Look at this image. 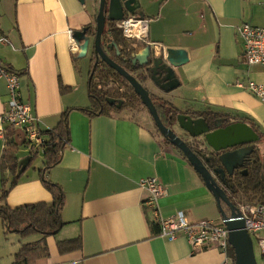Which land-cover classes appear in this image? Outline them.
I'll return each mask as SVG.
<instances>
[{
    "label": "crops",
    "instance_id": "1",
    "mask_svg": "<svg viewBox=\"0 0 264 264\" xmlns=\"http://www.w3.org/2000/svg\"><path fill=\"white\" fill-rule=\"evenodd\" d=\"M91 1L90 7L79 0H0V60L20 74V92L39 117L38 128L56 127L62 113L70 110V141L60 163L48 173L65 193L66 225L46 238L50 255L36 264H234L235 257L216 245L195 248L183 232L172 240L159 235L160 226L147 203L150 193L139 185L145 177H158L166 186L167 194L159 199L163 217L182 212L191 223L211 220L219 225L223 217L202 176L156 134L151 114L83 110L91 102L78 94L81 58L71 49L69 30L74 36L91 26ZM139 1L148 21V38L141 40L161 43V53L167 50V56L169 49L177 50L180 85L166 91L174 112L186 114L189 126L198 130L205 118L187 112H223L264 130V102L245 88L249 80L264 83V70L247 64L239 37L243 23L264 25V0ZM3 24L7 31H2ZM176 91L179 98H171ZM9 100L6 80L0 78V114ZM3 151L0 140V160ZM20 152V157L29 155L27 150ZM28 170L29 166L9 194L13 208L53 200L40 169ZM1 182L0 168V187ZM228 209L224 208L229 214ZM79 236L80 249L59 251V239ZM41 238L7 233L0 219V264H13L25 243Z\"/></svg>",
    "mask_w": 264,
    "mask_h": 264
},
{
    "label": "trees",
    "instance_id": "2",
    "mask_svg": "<svg viewBox=\"0 0 264 264\" xmlns=\"http://www.w3.org/2000/svg\"><path fill=\"white\" fill-rule=\"evenodd\" d=\"M98 12L95 17H97ZM129 17L131 16L127 18ZM85 28H87V34L89 36L95 37L96 29H92L91 26H86ZM101 45L106 54L113 61L121 65L137 79L141 76L145 77V79H149L151 65L140 66L134 65L132 62L133 56L144 49L148 44L139 38H129L125 36L123 28H120L116 21H107L101 39ZM91 47L92 55L95 57L93 43ZM94 66L95 61L89 70V78ZM88 92L91 106L87 109H83L88 114L120 113L129 108L138 109L141 107L148 110L130 82L102 60L96 66L95 72L88 83ZM151 97L158 109L162 121L169 127L173 126L177 121V112H174V105L170 101L153 94H151ZM69 112L70 110H66L62 113L56 127L42 131L45 136L44 152L36 150L29 153L31 161H33L37 155L43 154L44 168L39 172L44 186L53 195L52 202H38L15 208L9 205V194L21 181L22 174H19V159L21 157L18 154L20 146L16 139L18 129H10L7 136L8 147L3 151L0 160L2 172L0 187V219L3 221L7 233L16 232L22 237H28L33 234L42 235V238L38 241L25 243L21 250L15 255L13 264H36L38 259L49 256L50 251L46 238L48 236L57 235L66 225V222L62 218L65 193L59 184L49 180L48 173L54 166L60 163L62 152L70 141ZM187 113L205 119L209 117L220 118L223 119L226 124L241 120L238 116L211 110L197 112L189 111ZM155 126L157 131L162 135L164 142L171 144L170 140L164 137L156 124ZM252 126L260 134L258 128L254 125ZM24 146H26V143ZM193 148L199 156L203 158L208 167H210L208 158L212 161L213 166L218 167L221 165L218 153H216L214 157H211L205 149L197 148L196 146H193ZM179 151L183 154L181 150ZM232 183V195H229L231 200L234 194L239 193L248 197V199L255 203H264V158L254 169L249 170L245 168L243 171H238L236 175L233 176ZM57 246L61 253H68L80 249L82 247V239L80 236L70 239H59L57 241ZM228 255L232 258L235 257L232 246L229 248Z\"/></svg>",
    "mask_w": 264,
    "mask_h": 264
},
{
    "label": "water",
    "instance_id": "3",
    "mask_svg": "<svg viewBox=\"0 0 264 264\" xmlns=\"http://www.w3.org/2000/svg\"><path fill=\"white\" fill-rule=\"evenodd\" d=\"M82 4L86 3V0H79ZM141 4L139 0H100L99 12L96 17V35L92 40L91 36L87 34V28H83L82 31L74 34L75 40L79 43V57H85L90 49V46L94 45L95 55L97 60L95 62L94 69L89 78L91 80L95 68L101 59L109 66L118 71L124 76L130 84L134 87L137 94L141 97L143 104L148 108L155 124L161 131V133L170 140L171 144L181 150L187 160L193 165L195 170L202 176L207 187L213 193L218 207L222 213L223 223L229 229V242L234 249L235 263L234 264H257L256 254L254 250V242L247 231L244 219L238 213L237 205L231 201L227 191L218 183L215 174L222 172L223 175L228 172L233 175L236 168L242 166L245 158L251 152L254 151L253 146H247L240 149L229 150L222 153L219 156L222 164L221 169L211 170L206 162L199 156L194 150L193 146L205 149V145L212 148L215 152H220L227 149H232L237 146L256 143L261 140L260 134L245 121H237L229 123L223 126L221 123H216L214 128L212 123L204 119L203 125L198 130L189 126L191 121L186 114L181 113L177 115V122L180 127L188 132L191 137L203 139L199 145L189 144L182 138L173 128L167 126L161 119L158 109L151 97V93L148 89L131 73H129L121 65L113 61L104 51L101 45V39L106 28L107 21H121L128 16H135L144 18L139 10ZM138 15V16H137ZM177 50L169 49L168 56L167 50L163 53L156 54L154 48L148 44L144 49L135 54L132 58L134 65L150 66L153 62L152 70L154 75L152 79H155L156 75L164 82L163 89L165 91L173 90L180 85L179 78L176 73V66L180 63L175 61L174 53ZM168 86V87H167ZM199 127V126H198ZM19 146H23L26 142V135L22 129H18L16 135ZM31 163V156L26 155L19 159V174H23L29 164ZM224 205L230 209V213H226Z\"/></svg>",
    "mask_w": 264,
    "mask_h": 264
},
{
    "label": "built area",
    "instance_id": "4",
    "mask_svg": "<svg viewBox=\"0 0 264 264\" xmlns=\"http://www.w3.org/2000/svg\"><path fill=\"white\" fill-rule=\"evenodd\" d=\"M132 23H138L139 32H129ZM117 25L123 28L125 36L147 40L148 21L145 18L129 17L118 21ZM71 49L74 52L80 50L79 43L73 36V30H69ZM239 37L244 44V58L249 66H259L264 70V25L255 26L243 23L239 27ZM156 54L163 48L161 43L148 41ZM0 78H4L10 95L8 107L0 114V140L3 141V150L8 147V134L10 129H22L26 135V148L29 153L36 150L44 152L45 136L38 128L39 117L33 113L32 106L26 102L20 92V74L6 66L0 60ZM241 86L243 84H240ZM244 86V85H243ZM245 88L255 97L264 102V83L249 80ZM139 185L147 189L150 198L147 203L153 208V215L160 226L159 235L169 239H175L181 232L185 233L189 242L195 247L205 244L216 245L220 250L229 253V229L223 223L215 224L211 220H202L197 223L189 222L182 212L175 216L165 218L159 207V199L167 194L166 186L155 176L142 178ZM238 213L245 221L247 231L253 242L258 241L261 250V258L257 264H264V203H239ZM235 261V260H234Z\"/></svg>",
    "mask_w": 264,
    "mask_h": 264
},
{
    "label": "rangeland",
    "instance_id": "5",
    "mask_svg": "<svg viewBox=\"0 0 264 264\" xmlns=\"http://www.w3.org/2000/svg\"><path fill=\"white\" fill-rule=\"evenodd\" d=\"M87 1V4L91 7V4L92 1L91 0H86ZM99 5H100V0H94V5H93V13H94V16H93V22L91 23V27L92 29H96V13L98 12V8H99ZM3 27L4 29H2V31H7V29H5V25L3 24ZM94 37V36H92ZM8 41L9 39L6 38ZM95 61V57L92 55V47L90 46V49H89V52L88 54L85 56V57H82L81 60H80V68H81V83H82V88L80 89V92L78 93L80 96L82 95L84 97V100L86 101H89L90 98H89V92H88V81H89V69L92 67L93 63ZM140 80V82L146 87V89L149 90V92L157 97H160V98H163V99H168L170 100L168 97V93L165 92V91H162V90H159L155 84L153 83V80H150V79H145V77L141 76L138 78ZM179 98V94L178 92H173L172 93V96L171 98ZM180 104V103H179ZM126 110H130L129 112L133 113L134 111H144L146 113H149V111L144 108V107H141V108H138V109H134V108H129V109H126ZM168 112V111H167ZM150 114V113H149ZM151 116V115H150ZM151 119H152V116H151ZM175 126H172L174 127V129L177 131V133L182 137L184 138L186 141H189L192 145L196 144V145H199V144H203L202 141L203 139H199V138H193L191 136H188V135H184V133L182 132V128L180 127L179 125V122H175ZM152 127L154 128V131L156 132V134L158 136H161L162 135L157 131L156 129V126H155V123L152 119ZM185 131V130H183ZM259 132H260V136L262 137V139L258 142H256L257 144V147L259 149V154H261L263 157H264V130H260L259 129ZM163 138V137H162ZM205 145V143H204ZM25 150H27V148L23 145V146H20V154L23 155L25 154ZM35 167H38V169L41 170L42 167H44V163H43V158L41 155H37L36 158L33 159V161L29 164V170L28 172H33L35 171L34 168ZM232 200L234 201V203H236V205H238L239 203H255L254 201L248 199V197L244 196L243 194H234L232 197ZM224 208L227 209V207H225L224 205ZM229 210V209H228ZM227 211V210H226ZM230 213V211H229ZM254 250H255V254H256V261L258 262V260H260L261 258V250L258 246V241L255 240L254 241Z\"/></svg>",
    "mask_w": 264,
    "mask_h": 264
},
{
    "label": "flooded vegetation",
    "instance_id": "6",
    "mask_svg": "<svg viewBox=\"0 0 264 264\" xmlns=\"http://www.w3.org/2000/svg\"><path fill=\"white\" fill-rule=\"evenodd\" d=\"M92 37V36H91ZM92 40L94 39V37L91 38ZM97 60V57L95 55V62ZM101 61V59L99 60V62ZM98 62V63H99ZM98 65V64H97ZM153 62L151 64V69L149 70L150 73H149V79L150 80H153V83L155 84V86L159 89V90H162V91H165L163 88V85H164V82L161 81L159 78H158V75H156L155 79H152L153 78V75H154V71L152 70V67H153ZM168 87V86H167ZM166 92V91H165ZM212 111V110H211ZM178 115V114H177ZM177 120V119H176ZM207 121L211 122L213 127L215 128L216 127V123H221L223 126L227 125L225 123V121L223 119H220V118H216V117H209V118H206ZM177 122V121H176ZM176 124H174L173 126H175ZM172 127V126H171ZM174 129V127H173ZM187 134V133H186ZM262 139V137H261ZM247 146H253L254 147V151L251 152L249 155H247V157L245 158L244 160V163L242 166H239L238 168L235 169L233 175H230L228 172H226L225 175L222 174V172H219L217 175L215 174L216 178H217V181L218 183L227 191L228 195H232V178L233 176L236 175V173L238 171H243V169L245 168H248L249 170L250 169H254L258 163H260L261 160H263V156L261 154H259V149L257 147V144L256 143H252V144H247V145H241V146H237L235 148H232V149H227V150H223V151H220V152H215L212 148H210L209 146H206L205 145V150L208 151V154H210L211 157H214V155H216V153H218V157L226 152V151H229V150H235V149H240V148H243V147H247ZM197 147V146H196ZM198 148V147H197ZM207 154V153H206ZM259 161V162H258ZM208 162L209 165H210V168L211 170H215V169H221L223 166L222 164L218 167L216 166H213V163L212 161L208 158ZM245 171V170H244ZM233 201V200H231ZM234 202V201H233ZM236 204V203H235Z\"/></svg>",
    "mask_w": 264,
    "mask_h": 264
},
{
    "label": "bare ground",
    "instance_id": "7",
    "mask_svg": "<svg viewBox=\"0 0 264 264\" xmlns=\"http://www.w3.org/2000/svg\"><path fill=\"white\" fill-rule=\"evenodd\" d=\"M129 32L134 33V32H139V25L138 23H132L131 27H129Z\"/></svg>",
    "mask_w": 264,
    "mask_h": 264
}]
</instances>
